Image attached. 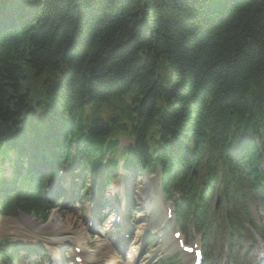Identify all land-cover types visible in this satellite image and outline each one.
<instances>
[{
	"label": "trees",
	"instance_id": "obj_1",
	"mask_svg": "<svg viewBox=\"0 0 264 264\" xmlns=\"http://www.w3.org/2000/svg\"><path fill=\"white\" fill-rule=\"evenodd\" d=\"M211 102L228 135L259 131L264 0H0L1 176L9 151L21 154L8 144L10 125L35 103L43 115L27 118L22 138L53 149V138L58 147L67 133H82L99 158L103 137L124 123L138 155L160 136L198 144ZM4 184L0 197L9 200ZM11 204L48 212L21 192Z\"/></svg>",
	"mask_w": 264,
	"mask_h": 264
},
{
	"label": "rangeland",
	"instance_id": "obj_2",
	"mask_svg": "<svg viewBox=\"0 0 264 264\" xmlns=\"http://www.w3.org/2000/svg\"><path fill=\"white\" fill-rule=\"evenodd\" d=\"M128 142V140L126 141H123V144ZM10 172V170H9ZM142 178H144V176H140L139 177V180L137 182V185H135V187L133 188V191L137 193V196H140V188L141 186L144 184V182L141 180ZM116 187L118 188L119 187V183L118 185H116ZM62 211L63 214H61V212H59L58 210H54L52 213H51V216L52 217V221L47 223V224H43L41 222H37L36 220H34L33 217L31 216H28V217H24L23 218V224H19V223H12L11 221H7V222H0V227H11L14 231L16 232H24V230H27V229H32L33 228H28L26 227L25 225V222L26 220H32L38 227L40 228H45V231H42V232H35L36 234H42L44 236H53L55 234V231H48L47 227H57L56 225L59 226V224L61 225H65V227L67 228L68 225L66 224L65 220H67V218L69 217V214L71 213H74V212H71L69 211L68 212V209H62L60 210ZM261 216L260 217V222L262 224V227L264 229V211H261ZM0 221H3L0 219ZM76 221V222H75ZM71 222H75V226L76 227H80L81 225L84 224V220L83 219H75L73 217L72 221ZM108 230L110 229V226L108 225L107 226ZM59 232L60 230L57 229ZM35 231V230H34ZM199 237V236H198ZM228 239L224 238L223 236H221L220 234L217 235V236H214V238L211 240V244H216V245H222L223 247L228 243ZM239 249L241 250V253H245L249 246H250V239H248L246 236H243L240 240H239V243L237 244ZM247 258V254L246 256H244V260ZM255 258V257H254ZM47 264V263H45Z\"/></svg>",
	"mask_w": 264,
	"mask_h": 264
},
{
	"label": "bare ground",
	"instance_id": "obj_3",
	"mask_svg": "<svg viewBox=\"0 0 264 264\" xmlns=\"http://www.w3.org/2000/svg\"><path fill=\"white\" fill-rule=\"evenodd\" d=\"M161 202L163 203V201H161ZM151 216L155 217L156 214L152 213ZM161 216H163V214L161 213V209H160L159 210V214H158V218L153 220V222L151 223V227H149L153 232H155L156 230H162L163 226L161 224H163L165 222V220ZM60 229H63L62 226H61ZM68 237L70 239H77L76 243L79 244L82 247L83 252L89 258H91V256H93L94 253L96 252V251L87 250V243H86L85 237H82L81 239L80 238H75V237H73L71 235H69ZM166 242L167 243L165 245H163V247H162L163 249L175 248L177 246L176 240L173 239L172 237H166ZM70 253L72 254V252H70ZM189 261L191 262L192 258H189L188 264H189ZM105 264H128V263H125V262L121 261L120 259H116V256L113 255Z\"/></svg>",
	"mask_w": 264,
	"mask_h": 264
}]
</instances>
